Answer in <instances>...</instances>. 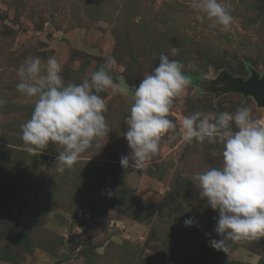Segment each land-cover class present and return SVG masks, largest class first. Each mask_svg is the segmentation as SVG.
Instances as JSON below:
<instances>
[{"label": "rangeland", "instance_id": "374dc122", "mask_svg": "<svg viewBox=\"0 0 264 264\" xmlns=\"http://www.w3.org/2000/svg\"><path fill=\"white\" fill-rule=\"evenodd\" d=\"M223 3L234 17L226 29L191 0H0V264H264V238L232 244L228 253L209 245L221 238L218 212L201 198L196 176L222 165V144L166 134L147 169L120 164L130 152L125 118L135 87L161 54L183 63L191 80L169 113L177 132L195 112L248 107L264 121L253 97L205 89L223 72L264 77V0ZM52 56L65 83L77 84L114 59L109 74L129 88L99 94L109 135L62 174V146L26 150L21 125L34 99L16 87L26 58ZM189 218L194 224L186 227Z\"/></svg>", "mask_w": 264, "mask_h": 264}, {"label": "clouds", "instance_id": "9594fccd", "mask_svg": "<svg viewBox=\"0 0 264 264\" xmlns=\"http://www.w3.org/2000/svg\"><path fill=\"white\" fill-rule=\"evenodd\" d=\"M191 7L225 29L234 20L223 0H191ZM178 53L179 48L173 47L171 55ZM115 65L114 59H106L77 84L65 83L62 64L55 56L46 62L40 57L26 58L17 69L20 82L16 85L21 94L34 99L31 118L21 125L26 150L36 153L50 142L62 146L56 157L57 171L62 174L73 168L95 140L108 136V106L99 94L109 89L121 95L129 91L123 81L116 82L109 74ZM184 67L161 54L159 65L136 85L125 118L124 137L130 152L121 156L120 164L124 169H147L166 134L170 140L179 136L187 144H222V165L198 173L195 185L201 198L218 212L214 231L221 238L210 239L209 245L228 253L232 244L264 238V121L254 119L248 107H238L234 113L195 112L180 121L177 132L169 113L191 86ZM184 223L192 226L194 220Z\"/></svg>", "mask_w": 264, "mask_h": 264}, {"label": "water", "instance_id": "95a60500", "mask_svg": "<svg viewBox=\"0 0 264 264\" xmlns=\"http://www.w3.org/2000/svg\"><path fill=\"white\" fill-rule=\"evenodd\" d=\"M205 89L214 92L217 96L240 93L247 97H253L257 104L264 108V77L256 72H253L250 77L234 76L223 72Z\"/></svg>", "mask_w": 264, "mask_h": 264}, {"label": "trees", "instance_id": "16d2710c", "mask_svg": "<svg viewBox=\"0 0 264 264\" xmlns=\"http://www.w3.org/2000/svg\"><path fill=\"white\" fill-rule=\"evenodd\" d=\"M210 81V80H209ZM211 82V81H210Z\"/></svg>", "mask_w": 264, "mask_h": 264}]
</instances>
